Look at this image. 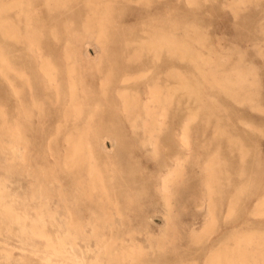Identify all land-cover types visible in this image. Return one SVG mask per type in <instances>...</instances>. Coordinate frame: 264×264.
I'll list each match as a JSON object with an SVG mask.
<instances>
[{
	"label": "rangeland",
	"instance_id": "rangeland-1",
	"mask_svg": "<svg viewBox=\"0 0 264 264\" xmlns=\"http://www.w3.org/2000/svg\"><path fill=\"white\" fill-rule=\"evenodd\" d=\"M31 1L33 24L11 29L21 38L0 31L4 58L19 73L8 72L11 80L6 81L0 72V264H207L214 251L232 249L248 235L260 241L264 252V216L245 214L253 198L235 205L245 213L219 214L206 230L204 210L195 209L186 194V169L169 195L162 184L176 153L184 166L191 158L179 134L188 123L183 82L192 63L188 55L165 46L182 42L193 54L262 61L264 0H108V6L98 8L104 15L99 35L84 25L85 3L71 0L56 10L44 0ZM31 41L42 58L29 47ZM42 61L50 64L54 83ZM257 70L263 94L264 68ZM152 87L162 99L150 101ZM262 107L264 101L253 111L258 126L264 125ZM188 126L199 161L224 154L213 125L204 135ZM67 136L82 137L90 146L83 151L87 160L72 171L63 165ZM261 149L253 171L254 182L264 187L259 166L264 137ZM89 163L100 172L103 197L88 194ZM226 197L216 206L223 203L225 208ZM71 222L77 230L70 228ZM34 224L42 225L45 235L33 230Z\"/></svg>",
	"mask_w": 264,
	"mask_h": 264
},
{
	"label": "bare ground",
	"instance_id": "bare-ground-1",
	"mask_svg": "<svg viewBox=\"0 0 264 264\" xmlns=\"http://www.w3.org/2000/svg\"><path fill=\"white\" fill-rule=\"evenodd\" d=\"M68 1H71V0H44V3L49 8L57 10V8L66 5ZM76 1H78V2L81 1V2L85 3L89 8L88 12L82 18L85 27H87V28L92 27L93 29L95 28L97 35L102 34L101 33V30H103L102 29L103 28L102 17L104 15L99 14L100 10L98 8L102 7V6L103 7L108 6V4H107L108 0H76ZM28 4L30 5V7L28 6ZM258 5H260V4H258ZM32 6H33V2L31 0H29V1H25V0H0V31H1V34L5 37L8 36L11 38L12 37H18V36L20 37V35H22V34H19L18 32H14L11 29L14 28L15 26L17 27V25H19L21 23H24L26 26L33 24L34 18L31 14V7ZM16 7L18 9V10H16L17 11L16 15L11 14L12 9H14ZM258 24H259V22H258ZM71 25L74 26L73 23ZM150 36H152V35H150ZM13 40H14V38H13ZM31 40H32V38H31ZM145 42H147V41H145ZM34 45H35V42L31 41L29 47H31V49L36 52V54L39 56V58L40 57L42 58V55L39 51L40 48L38 47V45L36 48H34ZM155 46H157V45L155 44ZM155 46H150L149 48L156 50L157 47H155ZM165 47L169 48L175 54L188 55V58L192 63V69L188 72V76L186 78V81L183 82L184 89L187 92L186 100L189 103V110L187 113L188 123L189 124L191 123V125L193 124V126L195 125V131L196 132L200 131L203 135L206 133L209 125H213L214 126L213 133L217 136V142L220 143L221 145H224L226 149H225L224 154L222 156H220V153L217 152L216 155H213L212 157H209L207 159H203V160L199 161V158L196 157V154L194 152H192L193 147L191 146L192 145L191 133L188 130L190 126H188V123H187L185 125V127L183 128V131L179 134V137H180V141H181L182 145L185 148H187L188 150L191 149V152L189 154V156H191V158H190L188 164L185 165L186 166L185 167L184 166V158L182 157V155L180 153H176L174 155L173 168L170 169V172L164 178V181L162 180L163 181L162 184H164L163 191L167 195H169L168 192H170L171 186L174 183L175 184L177 183L179 185V183L181 182L180 179L182 177L183 171H184V169H186V173H185L186 177H185V182H184L186 194L190 200L191 205H193L195 209L199 208L201 210H204V217H206V219L208 220V223L205 225V227L203 226L204 229H206V230H210L211 222H214L216 217L219 214H221V215L226 214L228 216V215H231V214L236 213V212H237V214L242 213V212L245 213L243 211V208L238 209L235 206L239 202V200H243V199H251V198L254 199L252 205H250L251 207L248 208L247 212L245 213L247 215V217L250 218V217H254V216H264V187L260 186L256 182H254L255 180H254V171H253V168H254L253 166L256 163L255 157L261 153L262 139L264 137V125L258 126L256 124V122H257L256 118L259 116L255 113H253V111H255V109H257L258 107L261 106V102L264 101V93L260 94V92H259L260 74L257 70L258 68H264V57H262V61H259L256 58H245L242 56H215V55H211V54L210 55H204L201 53L193 54L192 52H195V51L192 50V48L188 45V43H182V42H180V43L179 42H173V44H170V45L167 44ZM204 49H205V47H204ZM4 51H6V50H4ZM146 52H148V51H146ZM161 53L163 54V51ZM5 54H7V53H5ZM150 54H152V53H150ZM189 60H188V62H189ZM41 67L43 68L45 73L48 75L50 83H54V81H55V79L53 77L54 74H52L50 64L42 61ZM10 71L18 73L15 65H12L8 59L4 58L3 50L0 46V72H2V74L5 76V78L7 79L6 81L9 80L8 72H10ZM9 74H11V73H9ZM0 75H1V73H0ZM18 75H19V73H18ZM5 78L3 77V79H5ZM13 79H14V77H13ZM181 84H182V81H181ZM141 89H142V87H141ZM13 92L18 97V99H20L19 92L16 90V87H13ZM151 93H152V96L150 98V101L162 99V97L160 96V90L159 89L153 88L151 90ZM123 97H124L125 102L128 103L130 100L129 97L127 95H124ZM232 103H235L234 108H232L233 107ZM236 105H239L240 108L237 107ZM150 107H151L150 104L146 105L147 109ZM25 108H26V106H25ZM262 108H264V107H262ZM73 111L76 112L77 109L74 108ZM148 112H149V110H148ZM26 114H28V113H26ZM20 121H21V119H20ZM138 122H140V121H138ZM25 129H26V127H25ZM141 131H143V130H141ZM18 133L22 137L23 136L25 137L22 129L19 128ZM14 134H15V132H14ZM146 138H147V136H146ZM65 140L67 143L68 152L64 156L63 165L67 171H72V170L76 169L79 166V164H81L85 159L87 160L83 151H84V149H89L90 146L89 145L86 146V144H84L82 137H79V139H75V137L73 138L71 136H67L65 138ZM102 143L103 142H101V145H102ZM101 147H103V146H101ZM18 149H19V147H18ZM103 149H106V148H103ZM222 153H223V151H222ZM184 154H185V152H184ZM31 158H32V155H31ZM91 164L92 163H89V169H88V175H89V179H90V189L91 190L89 189L90 193H88V194L90 196H93V195H95V193H98L97 194L98 197H103L105 192L103 190H101L102 184H100L101 183L100 172H98L96 167H93ZM259 166H260V169L262 171H264V160L261 162V164ZM170 168H171V166H170ZM263 185H264V183H263ZM227 194H228V196L226 197ZM223 197L227 198V206H225V208H224L222 206L223 203L219 207L216 206L217 201L222 200ZM78 203H80V202H78ZM168 205H169V203H168ZM54 208H52V209H54ZM195 209H193V210H195ZM80 210H81V208H80ZM22 212L25 214L24 210ZM62 212H63V210H62ZM13 217H16V216H14V214H13ZM32 217H33V215H32ZM58 217H59V215H58ZM4 222H6V221H4ZM12 224H14V223H12ZM76 224L74 222H71L70 228L77 230L78 226ZM63 225H64V223H63ZM58 227H60V226H58ZM120 228H122V226H120ZM33 230H35L36 232H38L42 236L45 235V233L43 231V227L40 224H34ZM48 232H50V230ZM260 233H261V231H260ZM117 234H119V233H117ZM53 236H56V235H53ZM46 238L47 237H45L44 239H46ZM53 241H52V243H54ZM28 243H29V241H28ZM41 243H42V241H41ZM235 243H236V246H234V248H232V249H227V250L221 251V252L220 251L219 252L214 251V253L210 256L207 264H264V252H260V248H259L260 241L255 239V237H253L252 235L243 236L241 238H238L237 242H235ZM250 245L251 246L253 245L255 247L250 248ZM53 246H54V244H53ZM97 246H99V245H97ZM105 246H107V245H105ZM24 248H26V247H24ZM82 249H83V247H82ZM31 250H33V249H31ZM57 251H59V248L57 249ZM36 252H38V251H36ZM129 254H128V256H129ZM138 254H139V252H138ZM160 254H161V250H160ZM90 256L91 255H89V257ZM40 258H42V257H40ZM139 258H141V257H139ZM134 263H136V262H134ZM204 263H205V261H204Z\"/></svg>",
	"mask_w": 264,
	"mask_h": 264
}]
</instances>
